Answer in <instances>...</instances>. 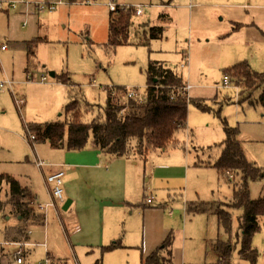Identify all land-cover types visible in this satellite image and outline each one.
<instances>
[{
  "label": "rangeland",
  "instance_id": "obj_1",
  "mask_svg": "<svg viewBox=\"0 0 264 264\" xmlns=\"http://www.w3.org/2000/svg\"><path fill=\"white\" fill-rule=\"evenodd\" d=\"M10 1L0 0V45L7 47L0 50V81L12 74L16 83L12 92L0 88V175H10L29 187L28 200L44 217V224L27 226L24 239L18 233L20 218L6 205L0 212V264H15L18 244L19 249L23 247L22 262L24 247L30 253L21 264H47L48 259L64 264L50 254L66 264H140L168 234L173 238L171 255L160 252L159 264H168L171 257L172 264H218L213 243L217 238L237 240V216L242 209L233 211L228 234L218 226L215 215L186 213L184 204L193 200L213 209L232 199L231 189L238 179L225 174L233 180L227 182L211 167L221 153L223 119L238 128L246 159L264 169V106L243 100L233 82L228 89L215 87L222 81V70L238 61H247L256 72L264 71L262 33L250 27L233 29V22L250 21L264 29V0H118L144 6L141 16L128 9L133 15L128 44L113 48L104 46L109 18L104 0H65L52 12H35L38 16H21L6 10V5L1 7ZM24 19L27 26L22 28ZM37 20L42 26L31 32ZM32 37L39 42L29 56L28 68L36 81L26 79V53L15 46ZM149 60L174 66L183 85H194L185 90L188 97H205L200 99L212 108L203 112L190 103L185 128L175 132V145L150 151L145 159L136 157L133 162L132 158L94 155L92 137L79 151L53 149L48 142H31L26 137L25 123L65 120L69 85L57 83L50 73L68 75L72 86L93 105L86 114L89 120L102 114L106 90L120 86L144 92ZM41 76L45 81L39 82ZM35 157L50 164L42 167L46 175L58 172L62 163L67 165L63 198L55 207L44 206L49 194ZM9 191L6 183H0L2 202L7 201ZM249 193L251 199L264 196V175L249 183ZM149 196L152 201L147 204ZM68 200L73 203L64 209ZM258 223L252 245L259 253L256 264H264V216ZM112 242L122 247L103 251ZM237 250L238 245L227 264H249Z\"/></svg>",
  "mask_w": 264,
  "mask_h": 264
},
{
  "label": "trees",
  "instance_id": "obj_2",
  "mask_svg": "<svg viewBox=\"0 0 264 264\" xmlns=\"http://www.w3.org/2000/svg\"><path fill=\"white\" fill-rule=\"evenodd\" d=\"M88 1L98 0H68L69 3ZM108 17L105 48L128 44L133 18L131 11L128 9L109 11ZM238 27L239 25L235 24L233 29ZM262 35L264 36V32ZM38 42L33 38L15 44L26 53V72L31 62L29 56ZM222 73L223 78L227 77L241 89L243 100L264 106V71L256 72L247 61H240L224 68ZM145 75L143 101L125 100V87L105 89V103L100 109L102 114H96L89 120L86 114L88 108L93 105L87 103L80 90L72 86L68 75L66 77L63 74L55 75L57 83L69 85L68 101L64 107L65 120L25 123L23 127L26 137L30 139V136H34L31 142H48L53 149L68 151L83 149L88 139L92 137L95 147L102 153L134 160L136 157L145 159L150 151L166 149L169 144L175 145L177 142L174 138L175 132L186 125L188 105L192 103L203 112H208L212 108L201 99L188 97L183 84L179 82L175 67L169 63L150 60ZM257 91L258 97L254 98ZM216 113L219 114V111ZM222 122L224 139L221 142V153L211 167L215 168L227 182L232 183L233 180L225 178V174H233L238 179V183L233 186L232 201L216 205L213 209L208 208L209 204L186 201L185 212L213 214L218 220V226L230 234L232 213L236 209H242L241 215L237 216V240L231 243L217 238L213 247L218 255V264H227L237 245L239 257L249 264H256L259 253L252 245V238L260 227L259 217L264 216V196L251 199L249 183L262 177L264 169L246 159L237 137L238 128L229 126L225 119ZM0 183H6L10 187L7 201L0 200V212L4 211L6 205H10L17 213L16 217L20 218V222L40 220L39 216L33 213L31 201L28 200L31 192L27 186H21L14 177L7 174L0 175ZM41 219L43 221L44 217ZM18 233L22 235V228H18ZM172 239V235L168 234L160 246L146 257H142L140 264H159L158 254L163 250L171 255ZM119 247L120 244L116 243L102 249L113 250ZM171 260L172 257L167 263L171 264ZM47 264L53 263L48 259Z\"/></svg>",
  "mask_w": 264,
  "mask_h": 264
},
{
  "label": "built area",
  "instance_id": "obj_3",
  "mask_svg": "<svg viewBox=\"0 0 264 264\" xmlns=\"http://www.w3.org/2000/svg\"><path fill=\"white\" fill-rule=\"evenodd\" d=\"M65 3V0H42V1H34V0H13L10 2H6L1 7H4L6 5L7 9H16L18 7H23L26 11V13L29 12H52L56 9L57 6L63 5ZM104 4L108 7L109 11H116V10H126V9H132L134 14L139 16L143 14V4H137V5H128V4H121L118 2V0H104ZM5 46H1L0 50H4ZM45 81V77H41V82ZM11 81L9 80H3L0 81V88L7 87V85H10ZM218 89H228L231 87V82L227 77H224L220 84H217L215 86ZM10 88V87H9ZM183 89L188 91L190 89V86H183ZM125 97L126 99H134L138 101H143L144 98V92H136V91H125ZM19 102H22L21 99H17ZM34 136H30V140H33ZM34 162L38 168L50 166L48 163L44 162L43 160L39 158H35ZM105 167H107V164H104ZM64 175V172L58 171L56 173H51L49 175L44 176V183L46 185L48 194H49V203L45 204L44 206L46 208L48 207H55L56 203L58 201H61L63 198V190H62V177ZM146 203H151V198L146 199ZM41 209V206L39 207ZM169 214H172L170 211ZM21 252L23 253V247L22 249H19V244L17 245V250L13 254L14 262L15 264H21L22 258H21ZM262 253L264 255V241H263V249ZM16 256V257H15Z\"/></svg>",
  "mask_w": 264,
  "mask_h": 264
},
{
  "label": "crops",
  "instance_id": "obj_4",
  "mask_svg": "<svg viewBox=\"0 0 264 264\" xmlns=\"http://www.w3.org/2000/svg\"><path fill=\"white\" fill-rule=\"evenodd\" d=\"M34 1H42V0H34ZM68 1V0H67ZM66 3V2H65ZM64 3V4H65ZM120 3V2H119ZM138 4H140V3H138ZM128 5H131V4H128ZM134 5H137V4H134ZM11 10H15V12H17L19 15H27L26 14V11H25V9L23 8V7H18V8H16V9H11ZM28 14H30V16H38V13H35V12H30V13H28ZM139 16H141V15H139ZM41 22H40V20H37V23H36V25H35V28L31 31V32H33L34 30H38V28L40 27V26H42V24H40ZM234 24H238L239 25V27L238 28H240V27H250L251 29H254V30H256V31H259L260 33H262V32H264V29L263 28H260V25L258 24V23H256L255 21H250V23L249 24H244V25H242L241 23H237V22H233V25ZM27 26V21H26V19H24V21H23V23L21 24V27L22 28H25ZM233 30V29H232ZM238 30V29H237ZM262 30V31H261ZM234 31V30H233ZM30 34H33V33H30ZM262 35V34H261ZM263 36V35H262ZM34 37H32V38H29V39H21V40H19L18 42H22V41H25V40H30V39H33ZM263 38H264V36H263ZM15 41V40H14ZM1 46H5V49L4 50H6V44H1L0 45V47ZM24 59H25V61H26V56L24 57ZM150 61V60H149ZM156 61H158V60H156ZM245 61V60H244ZM161 62H166V61H161ZM238 62H240V61H238ZM237 62V63H238ZM166 63H168V62H166ZM170 64V63H169ZM236 64V63H235ZM25 66H26V63H25ZM23 72L25 73V76H26V79L27 80H31V81H36V79H35V74H33V73H30L29 74V72H30V70H28V72H26L25 71V67H24V69H23ZM52 73H54V72H52ZM51 74V73H50ZM30 75V76H29ZM4 77H5V80H9V81H11V84L10 85H7V87H3V88H1V89H7V90H10L11 92L13 91V86H14V84L16 83V80L13 78V76H12V74H6V75H4ZM42 77V76H41ZM54 78V77H53ZM33 79V80H32ZM41 79V78H40ZM179 79V78H178ZM223 79V78H222ZM1 81H3V80H1ZM39 82H41V81H39ZM179 82L181 83V81L179 80ZM146 84V83H145ZM182 84V83H181ZM187 85H189L190 86V89H189V91L190 90H192L193 89V86L194 85H191V84H189V83H187L186 85L184 84L183 86L185 87V86H187ZM10 87V88H9ZM192 87V88H191ZM215 88V87H214ZM213 88V89H214ZM216 89V88H215ZM217 90V89H216ZM190 96H193V97H195L196 99H200V98H205V97H202V96H200V95H195V94H190ZM207 99V98H206ZM23 127V126H22ZM23 130H24V127H23ZM24 133H25V131H24ZM240 142H241V140H240ZM93 146L91 147V151H93V153H94V155H102V157H104V156H106V154L105 153H102L97 147H95V145H94V142H93V144H92ZM35 158H39V157H35ZM34 158V159H35ZM39 159H41V158H39ZM42 160V159H41ZM133 162H135V160H133ZM49 164V163H48ZM104 164H107V167H105L104 166ZM50 165V164H49ZM59 167H60V170L59 171H62V172H64V167L66 168L67 167V165L66 164H64V163H62V165H58ZM103 167L105 168V169H107L108 167H109V164H108V162H106V161H104L103 162ZM38 168V167H37ZM47 168V167H46ZM40 171H41V173H42V175H43V178H44V176L46 175L45 173H44V170H45V168L44 169H40V168H38ZM28 187V186H27ZM29 188V187H28ZM232 190V194H233V189H231ZM31 192V191H30ZM31 194H32V192H31ZM148 198V197H147ZM146 198V199H147ZM149 198H151V201H152V196H149ZM173 199V198H172ZM188 201V200H187ZM231 201H232V199H231ZM211 203L210 204H212V202L213 201H210ZM72 201H70V203H69V205H68V207H70L71 205H72ZM186 203V202H185ZM215 203L213 202V205H214ZM212 205V206H213ZM67 207V208H68ZM40 209V208H39ZM184 209H185V204H184ZM41 210V209H40ZM33 213L35 214V215H37V216H39V218H40V220H38V221H31V220H28L27 222H25V223H23L22 222V238H24V239H27V236H28V227L27 226H29V225H37V226H39L40 227V225H43L44 224V222L42 221V215L40 214V212H35V210L33 209ZM207 214H210V213H207ZM25 229V231H24V229ZM26 232V233H25ZM13 233H14V230H11L8 234L10 235V236H12L13 235ZM30 236V235H29ZM30 239V238H29ZM11 240H14V239H12L11 238ZM29 242V241H28ZM163 242V241H162ZM111 244H116V242H112ZM161 245V244H160ZM159 244L155 247V248H157L158 246H160ZM27 246H28V244H27ZM122 247V246H121ZM28 248V247H27ZM27 248H25L24 247V254H23V262L26 260V258H27V256L30 254H28L27 253V251H26V249ZM154 248V249H155ZM116 249V248H115ZM153 249V250H154ZM114 250V249H113ZM152 250V251H153ZM213 251L216 253V250H215V248L213 247ZM28 255H27V254ZM48 254H50V253H47V255ZM46 255V256H47ZM51 256H53V258H57V259H60L64 264H66L61 258H58V257H55L54 255H52V254H50ZM0 257H1V254H0ZM13 262H14V260H13ZM22 262V263H23ZM15 263V262H14ZM171 264H172V261H171Z\"/></svg>",
  "mask_w": 264,
  "mask_h": 264
},
{
  "label": "water",
  "instance_id": "obj_5",
  "mask_svg": "<svg viewBox=\"0 0 264 264\" xmlns=\"http://www.w3.org/2000/svg\"><path fill=\"white\" fill-rule=\"evenodd\" d=\"M50 75H51L52 77H54V73H51ZM69 203H70L69 200L66 201L65 204H64V206H63V208L66 209V208L68 207Z\"/></svg>",
  "mask_w": 264,
  "mask_h": 264
}]
</instances>
